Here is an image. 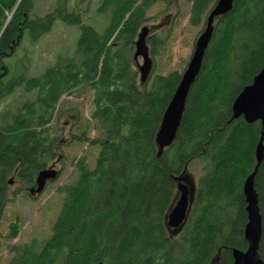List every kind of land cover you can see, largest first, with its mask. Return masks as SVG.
I'll return each mask as SVG.
<instances>
[{
  "label": "trees",
  "instance_id": "trees-1",
  "mask_svg": "<svg viewBox=\"0 0 264 264\" xmlns=\"http://www.w3.org/2000/svg\"><path fill=\"white\" fill-rule=\"evenodd\" d=\"M69 1L33 16L35 0H0V105L19 88L36 92L16 110H0V226L13 196H32L42 170L56 161L61 170L68 164L61 153L67 145L64 128L60 133L53 128L64 116L63 97L91 90L90 119L70 140L98 148L93 166L87 153L71 162L75 178L57 189L63 197L50 235L14 246L8 264H234L233 251L248 248L244 185L257 166L264 127L234 119L233 104L264 66V0H235L231 12L216 18L176 139L161 156L157 133L184 71L157 73V58L171 37L154 33L147 38L153 70L142 83L135 42L153 20L154 6H180L182 0H101L100 13L109 14L103 33L84 24L80 12L69 11ZM187 1L188 23L204 30L218 0ZM58 19L81 31L74 54L30 76L31 57L25 53L11 73L7 61L25 37L39 43ZM67 112H75L74 126L82 122L78 107ZM92 124L94 138L88 136ZM194 161L202 164L195 200L174 235L167 216L177 198V179L190 175ZM254 187L264 262V159ZM17 235L12 228L8 237Z\"/></svg>",
  "mask_w": 264,
  "mask_h": 264
},
{
  "label": "rangeland",
  "instance_id": "rangeland-1",
  "mask_svg": "<svg viewBox=\"0 0 264 264\" xmlns=\"http://www.w3.org/2000/svg\"><path fill=\"white\" fill-rule=\"evenodd\" d=\"M59 0H35V10L33 16H43L55 9ZM101 0H70L68 3L69 11L80 12L84 24L91 25L99 33H103L109 23V14H102L99 10ZM181 7V8H180ZM191 4L187 0H182L180 6L167 7L164 4H157L149 12L153 18L144 26L149 29L148 37L154 33L159 36L171 37L166 53L157 58L158 72L168 73L171 70L183 72L193 55L195 43L201 33L204 31V25L192 27L188 23ZM180 8V9H179ZM179 12V13H178ZM143 26V27H144ZM203 30V31H202ZM81 31L78 26L67 25L58 19L51 31L46 34L37 44H31L27 37L14 53L15 56L7 61L10 64L11 73L14 72L16 61L26 53L31 57L30 76H38L44 70L54 64L60 56L66 57L74 54ZM136 49L134 50L135 53ZM140 64L143 59L140 58ZM184 73V72H183ZM36 92L26 93L22 88L15 91L13 95L3 101L0 110L8 108L16 110L20 102L26 99H34ZM63 104L59 113L64 112L61 119H56L53 128H64L62 139L65 145L62 148V154L67 156V166L61 170L62 166L56 161V170L61 172L55 181L47 183L41 194L28 196L26 193L13 196L12 202L7 206L0 231V264H8L12 257V249L16 245L29 244L34 239L47 238L51 233V227L59 210L62 194L57 192L59 186L66 182H71L75 178L74 166L71 164L73 159L87 153L91 166L95 163L98 148L89 147V143L81 144L71 142L72 134H79L80 127L86 119H90L92 92L87 89L83 96L63 97ZM21 102V103H22ZM72 107H78L82 122L74 126V113L67 112ZM58 122L60 126H58ZM61 132V129L58 130ZM98 135L97 130L92 124L89 127L88 136L94 138ZM202 164L200 161H194L190 164L188 171L195 180L201 175ZM13 189L17 184L12 183ZM12 228L18 235L10 239Z\"/></svg>",
  "mask_w": 264,
  "mask_h": 264
},
{
  "label": "water",
  "instance_id": "water-1",
  "mask_svg": "<svg viewBox=\"0 0 264 264\" xmlns=\"http://www.w3.org/2000/svg\"><path fill=\"white\" fill-rule=\"evenodd\" d=\"M235 0H218L211 8L207 17L204 31L195 43L193 55L182 74L181 81L171 99L162 119L161 127L157 133L156 142L159 147L158 156L164 149L170 147L176 139L182 122L187 100L192 86L200 75L203 60L214 32L216 18L232 11ZM149 29L143 27L135 43V61L140 71L141 82L144 83L153 70V59L147 41ZM139 58L143 59L140 64ZM233 118L243 117L248 123L260 122L264 127V66L255 76L253 82L247 85L236 98L233 104ZM264 134L262 133L256 151L257 166L255 171L247 178L244 185V194L247 201L248 223L245 229V238L248 242L246 251L235 249L233 251L234 264H264L259 247L262 238V216L259 208L258 194L254 187V178L258 166L264 159ZM56 164L42 170L36 179L35 187L30 189L31 195L41 194L49 181L59 177ZM178 193L174 206L167 216V225L178 234L184 227L191 211L197 191V182L194 177L187 175L178 179ZM12 184V181H10Z\"/></svg>",
  "mask_w": 264,
  "mask_h": 264
}]
</instances>
